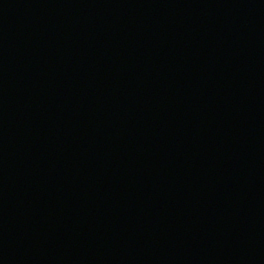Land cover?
<instances>
[{
    "label": "water",
    "instance_id": "1",
    "mask_svg": "<svg viewBox=\"0 0 264 264\" xmlns=\"http://www.w3.org/2000/svg\"><path fill=\"white\" fill-rule=\"evenodd\" d=\"M0 264H264V0H0Z\"/></svg>",
    "mask_w": 264,
    "mask_h": 264
}]
</instances>
